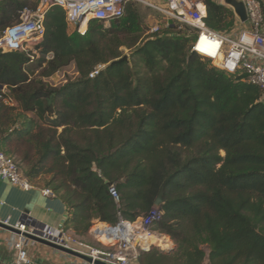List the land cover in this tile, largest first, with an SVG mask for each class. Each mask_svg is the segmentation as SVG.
Instances as JSON below:
<instances>
[{"label":"trees","instance_id":"16d2710c","mask_svg":"<svg viewBox=\"0 0 264 264\" xmlns=\"http://www.w3.org/2000/svg\"><path fill=\"white\" fill-rule=\"evenodd\" d=\"M38 4L1 2L0 37ZM206 5L209 29H233L230 7ZM142 6L129 3L108 28L91 21L86 36L52 7L37 55L0 51L1 148L32 184L50 176L43 187L66 205L63 228L78 238L96 223L147 217L164 187L154 229L175 250L153 249L139 264H264V92L193 53L190 28L139 44ZM123 47L134 63L116 62ZM73 64L75 80L47 82Z\"/></svg>","mask_w":264,"mask_h":264},{"label":"built area","instance_id":"2783aa9c","mask_svg":"<svg viewBox=\"0 0 264 264\" xmlns=\"http://www.w3.org/2000/svg\"><path fill=\"white\" fill-rule=\"evenodd\" d=\"M5 0H0V3ZM226 0H218L225 5ZM245 5L247 22L236 17L233 29L225 34L215 32L206 25V0H163L160 3L150 0H39L38 7L33 10L25 8L19 21L8 27L0 37L2 53H31L37 55V48L45 36V16L52 7H60L65 11L69 25L77 28L81 36H86L91 21H99L105 27L124 17L125 7L129 3H139L159 12L163 21H155L148 26L147 34L155 35L163 30L177 26V32L185 26L190 28L192 40L190 49L212 66L226 73L245 76L246 80L264 92V0H237ZM100 69L91 74L98 75ZM6 105L16 106L15 97L8 87L1 89ZM0 179L5 180L25 191L34 188L33 184L19 169L15 160L5 154L0 145ZM110 193L116 202L119 196L114 187ZM44 194L53 196L46 189ZM162 209L154 208L144 218L136 221L122 217L116 225L96 223L89 235L97 245H93L62 228H53L34 219L30 213H23L21 219L12 224L10 220L0 222L10 237L7 243L14 251V259L10 263L0 264H33L30 250L36 246H46L54 251L66 264H139L143 253L153 249L167 252L174 243L164 233L154 229L163 216ZM56 245L82 255L91 261L75 257L57 250Z\"/></svg>","mask_w":264,"mask_h":264},{"label":"crops","instance_id":"0c3cea01","mask_svg":"<svg viewBox=\"0 0 264 264\" xmlns=\"http://www.w3.org/2000/svg\"><path fill=\"white\" fill-rule=\"evenodd\" d=\"M157 3L163 0H150ZM30 191L22 190L0 179V222L10 220L17 223L23 213H30L39 222L53 228H62L68 218L66 205L56 196L44 194L45 187L33 184ZM10 233L0 225V262L10 263L14 251L7 243ZM33 264H66L54 251L46 246H36L30 250Z\"/></svg>","mask_w":264,"mask_h":264},{"label":"rangeland","instance_id":"374dc122","mask_svg":"<svg viewBox=\"0 0 264 264\" xmlns=\"http://www.w3.org/2000/svg\"><path fill=\"white\" fill-rule=\"evenodd\" d=\"M38 2H39V0H38ZM33 3H37V0H33ZM141 9H142L143 22L145 24L144 28L146 30H148L147 27L150 26L151 23H153L155 21H160V22L163 21V16L159 12H157L153 9H150L144 5L142 6ZM186 28H188V26H185V31H186ZM148 36L149 35L147 34V32H145L141 41L139 42V44L143 43V41H145V39ZM121 50L123 52V56H128L130 62L134 63L136 61L135 58L132 57V54L134 53L135 49H127V48L123 47V48H121ZM37 58H39V57H37ZM38 73L39 72L37 71L36 75ZM77 77H78V73L76 71L75 65L73 64V65L61 70L60 72L55 74L53 77L47 79V82H49L53 86H62L64 84H66V82H68V81L75 80ZM16 113H17V111H16ZM43 179L48 181V180H50V176L44 177ZM45 182L42 180V181H39V184L41 186H45ZM79 239L83 240L84 242H87V243H90L93 245H97L93 241V239L91 238L90 235H88L86 237H79Z\"/></svg>","mask_w":264,"mask_h":264},{"label":"water","instance_id":"95a60500","mask_svg":"<svg viewBox=\"0 0 264 264\" xmlns=\"http://www.w3.org/2000/svg\"><path fill=\"white\" fill-rule=\"evenodd\" d=\"M225 4L230 6V7H232L234 9L235 14L240 19L241 22H243V23L247 22L248 17H247L246 8H245V5L242 2H239L237 0H226ZM128 61H129L128 56H124L121 59L117 60L116 62H128ZM163 198H164V187H162L161 190H160V193H159V195L157 197V200L155 202V208H159V209L162 208ZM50 246L55 248V249H57V250H60V251L66 252V253H68L70 255H73L75 257H79V258L85 259V260H87L89 262L91 261L90 259H88V258H86V257H84L82 255H79V254H77V253H75L73 251L66 250V249L58 247L56 245H50ZM174 250H175V247H172L166 253H171Z\"/></svg>","mask_w":264,"mask_h":264}]
</instances>
